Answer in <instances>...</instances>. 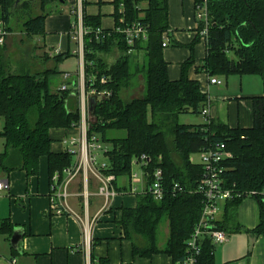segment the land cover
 Here are the masks:
<instances>
[{"label": "trees", "instance_id": "obj_1", "mask_svg": "<svg viewBox=\"0 0 264 264\" xmlns=\"http://www.w3.org/2000/svg\"><path fill=\"white\" fill-rule=\"evenodd\" d=\"M38 0H19L27 4ZM57 0H41L42 10L28 19L25 30L32 35H43L44 20L52 13ZM16 0H0V22L8 30L11 9L24 4ZM203 0H195L196 4ZM113 29L100 27V16L92 17L81 11L82 25L88 30L83 36V72L85 86L88 80L100 88L111 90L109 98L98 100L91 114L95 118L88 132L96 134L109 146L106 156V173L128 175L131 160L146 155L149 170L162 169L164 196L155 200L150 194L138 195L136 205L121 207L119 225L123 238L131 241L132 254L151 257L164 253L174 263L185 257V244L200 215L202 195L195 193L203 167L191 161V155L223 143L233 156L223 163L225 187L240 193L241 197L225 201L224 216L218 222L220 229L239 230L234 223L236 207L245 197H252L259 208L258 224L249 232L264 238V0H206L209 12L206 57L196 72L227 78L230 75H258L263 82L261 96L252 99V127H229L219 121L181 125L178 117L183 113L200 114L208 97L197 80L189 78L190 67L195 63L192 54L180 65L178 79L168 76L167 63L162 55V37L169 30L168 0H114ZM141 3L143 5H141ZM85 2L83 1V5ZM119 11V9H121ZM45 10V11H44ZM74 8L72 15L77 19ZM123 19V21H120ZM73 21V22H74ZM140 23L146 29V37L129 44L120 30ZM202 26H200L201 28ZM100 29V32L96 30ZM8 32V31H7ZM97 33V34H96ZM3 44H0V117L4 124L0 135L4 138V151L0 153V169L5 173L20 170L26 176L38 174L40 158H48V172L68 167L72 157L66 152H52L50 131L69 129L80 119L76 80L70 73L62 72L63 82L49 87L51 77L59 73L56 65L45 64L48 53L44 50L41 70H10L3 60ZM114 50L118 57L107 64L101 55ZM145 64L139 65V55ZM73 53L54 54L59 63ZM232 57H231V56ZM144 73V92L140 98L125 100L121 94L132 87L134 76ZM68 75V76H66ZM63 85L67 89H63ZM123 131L124 135L109 132ZM171 137L168 140V137ZM178 184L181 190H173ZM251 192H254L251 194ZM168 225L166 241L159 245L158 229L161 222ZM10 223L2 221L0 231ZM11 231L10 229H7ZM213 245L206 240L201 245L197 264H213ZM91 264H109L106 258Z\"/></svg>", "mask_w": 264, "mask_h": 264}, {"label": "crops", "instance_id": "obj_2", "mask_svg": "<svg viewBox=\"0 0 264 264\" xmlns=\"http://www.w3.org/2000/svg\"><path fill=\"white\" fill-rule=\"evenodd\" d=\"M113 1L57 0L53 3L52 13L44 20L45 34L39 35L38 41L43 50L46 51L47 48L48 57L53 60L54 54H67L71 51V43H76L71 33V25L75 19L72 15L74 8L77 9L75 13L79 11L81 14L84 9L87 15L92 17L99 15L100 27L105 30L113 29L115 24ZM195 5V0H168L170 28L165 35H168L170 43L162 50L164 60L168 64V76L172 80L178 79L181 63L193 54L195 63L190 67L188 75L190 79L200 83L201 90L208 97L209 118L232 128L252 127V99L253 96H261L263 89L252 94L239 92V95L233 96L227 93V86L225 92L214 94L213 89L223 86L224 82L222 81L221 85L209 83L206 73L195 71L194 67L200 66L207 55V42L198 34L201 24L196 18ZM76 44L78 49V43ZM70 75L74 76L72 73ZM244 76L247 75L240 77ZM215 77L220 79L218 76ZM77 132L75 127L56 128L50 131L53 140L51 151L69 154L73 158L71 165L75 163L76 157L74 153L70 154L69 150L75 147L70 146L68 141L70 137L76 136ZM106 147L109 148L108 145ZM102 156L107 159L108 164L106 154ZM132 166L131 163L130 169ZM62 170L60 178L65 180L68 175ZM55 174L56 172L52 175L48 172V158L43 156L39 161L37 175L27 177L25 172L15 170L9 174L4 172L0 176V180L7 181L6 188L0 191V223L2 221L10 223L5 231H0V264H10L11 260H15L16 264H87V257L91 259L90 253L96 261L106 258L109 264H176L164 253L145 258L132 254V243L123 238L119 221L122 215L121 207H133L137 201L132 196L118 194L108 207L104 208V198L96 195L99 184L92 174H89L87 179L89 195L86 208L83 206L81 196L82 174H76L66 184L68 196L65 203L72 214H56L50 209V198L55 192L52 189ZM127 177L128 175L117 176V186L127 188ZM137 185L140 186V183L135 184ZM224 203L220 201L219 207ZM236 209L234 223L239 230L222 229L228 237L227 241L215 246L211 243L213 264H264V238L249 232L258 224L257 201L252 197H245ZM75 214L89 220L98 218V221L90 226L92 245L88 253L82 249L83 227ZM223 216L224 210L221 212L220 209L216 217L217 224ZM16 230L21 234L17 249L9 243Z\"/></svg>", "mask_w": 264, "mask_h": 264}, {"label": "built area", "instance_id": "obj_3", "mask_svg": "<svg viewBox=\"0 0 264 264\" xmlns=\"http://www.w3.org/2000/svg\"><path fill=\"white\" fill-rule=\"evenodd\" d=\"M195 12L197 21L201 24V28L198 34L201 39L206 40L209 27V15L206 7V0L202 3L195 5ZM77 19L71 25L72 39L78 43V54L81 59L80 73L78 79L76 80V89L78 91V104H79V114L80 119L77 125L72 127L77 128V135L70 137L68 141L69 145L75 147V149H70L69 153H74L76 161L73 165L64 168L62 171L68 175L65 180L60 178V172L57 171L53 176V190L54 194L50 198L51 200V210H54L56 214L68 213L72 214L68 209L65 199L68 196L66 188L67 183L76 174H82L83 178V189L81 196L83 199V206L86 208L88 203V185L87 179L88 175L92 174L97 182L98 189L96 195L98 197L104 198V208L108 207L111 200L118 194H129L138 193L143 195L144 193L150 194L156 201L161 200L164 196V186L162 182V169L159 167L149 170L147 168L149 158L146 155H142L139 158H134L132 164L136 165L141 172L138 175L137 172L131 171L127 177V188L123 189V186H117L116 183L117 175L113 173H106L107 163L98 162L97 154L101 151L106 154L107 147L99 142L100 138L96 134H90L88 130L90 129L89 116L91 115L90 100L93 99L95 104L98 100L103 98H109L111 96V90L107 88H100V85H105L106 79L104 77L99 78V84H94L95 81L88 80V85L85 86L84 72H83V36L88 33L82 25V15L80 12H76ZM123 21V19H120ZM121 33L125 34L126 40L129 44L132 40L141 37L144 39L146 37V29L142 27L140 23L127 26L124 30H120ZM100 32V29L96 30ZM8 32L2 22H0V44H4L7 38ZM97 34V33H96ZM162 47H167L170 43L168 35L162 37ZM207 42V40H206ZM68 76V75H66ZM208 82L212 84L221 85L223 82L215 76H210ZM63 89H67L66 85H63ZM209 101L206 106L201 109V114L206 117L205 122H209ZM199 153V163L203 167L202 174L199 178V182L194 189L195 193L199 196L202 195V203L200 208V215L198 220L195 222V226L190 236L188 237L185 244L186 257L177 264H197L198 257L201 254V245L205 240H209L214 246L217 244H222L227 241L225 231L218 227L216 223V217L219 213V202L228 201L236 197H241L240 193L233 191L230 188H226L225 181L223 180V175L225 168L223 163L227 159H231L233 154L228 149H226L223 143H218L208 148L206 150L200 151ZM136 183H140V186H135ZM7 181L5 179L0 180V191L5 189ZM173 190H181L178 184H174ZM254 192H251L253 194ZM76 215V214H75ZM76 217L80 220L81 226L83 227V250L85 253L89 252L91 241V225L98 221V218L89 220L84 217L81 218L78 215ZM10 264H16L15 260H11ZM87 264H91V259L87 257Z\"/></svg>", "mask_w": 264, "mask_h": 264}, {"label": "rangeland", "instance_id": "obj_4", "mask_svg": "<svg viewBox=\"0 0 264 264\" xmlns=\"http://www.w3.org/2000/svg\"><path fill=\"white\" fill-rule=\"evenodd\" d=\"M42 2L41 0L34 1L33 3L27 4L24 3L23 6L11 9V14L9 16V20L7 22L8 27V34L5 43L3 46V53L2 58L8 63L10 70H18L19 68H27L30 69L31 72L41 70L42 68V58L43 56H40L43 53V49L41 47V44L38 42L40 36L32 35L28 33V31L25 30V23L28 19L38 15L41 13L42 8ZM45 11V10H44ZM37 39V40H36ZM41 42V41H40ZM77 44L71 43V53L73 52V55H69L67 58L61 60L59 63L54 62L51 59H48V61L45 62L47 67H53L54 64L56 65V68L59 73L55 74L54 77L50 78L49 81V87L52 91H55V85L58 83H61L65 80L62 72H70L75 77L79 75L80 67H81V59L80 57H77ZM46 51L47 48H46ZM75 54V55H74ZM105 58L107 64H111L115 61V59L118 57V52L114 50L110 55H101ZM231 56V55H230ZM232 57V56H231ZM44 59V58H43ZM145 59L143 58L142 54L137 57V63L139 65L145 64ZM64 80H63V78ZM221 82H224L223 86H220L218 88L213 89V93L219 94L222 92H225L227 86L228 90L227 93L231 95H239V92L242 93H248L252 94L256 90L263 89V83L262 80L258 75H247L244 77H240L239 75H230L227 77V79L220 77ZM144 73L139 72V74L134 76V79L132 80V87L126 89L123 91V94H121L123 99H134V98H140V96L144 92ZM258 92V91H257ZM91 114V113H90ZM206 117L203 114H194V113H183L180 114L178 117V123L183 125H197L201 123L202 121L205 122ZM211 121V119H209ZM92 122H95V118L93 114L89 116V123L91 125ZM4 121L3 118L0 117V132L2 130ZM114 134H118L120 136L124 135L123 131L120 132H109V136H113ZM100 138V137H99ZM168 140L171 139L169 136L167 138ZM100 143H102L104 146L107 145L106 142L102 141V139L99 140ZM4 138L0 135V153L4 151ZM103 153L100 151L97 154L98 162H107V159L102 156ZM191 159L194 163H199V155L193 154L191 155ZM133 172H137L138 175H141L140 170L136 165H133L131 167ZM4 173L0 169V176ZM138 193H129L124 194L125 196L129 197L132 196L133 198L138 200V197H136ZM92 199V198H91ZM223 206L224 204H221L219 207L221 209V212H223ZM167 231H168V225L166 222H161L159 224L158 229V239H159V245H163V243L166 241L167 237Z\"/></svg>", "mask_w": 264, "mask_h": 264}, {"label": "water", "instance_id": "obj_5", "mask_svg": "<svg viewBox=\"0 0 264 264\" xmlns=\"http://www.w3.org/2000/svg\"><path fill=\"white\" fill-rule=\"evenodd\" d=\"M17 4H24V2H19V0H16ZM90 100V108L89 110L92 111L95 101L93 99H89ZM21 240V234L18 233V230L14 231V233L12 234L9 243L11 244V246L15 247V249H17V245H18V241Z\"/></svg>", "mask_w": 264, "mask_h": 264}]
</instances>
